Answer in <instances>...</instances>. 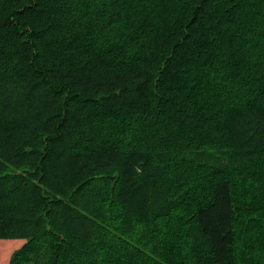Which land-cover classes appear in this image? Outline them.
Returning <instances> with one entry per match:
<instances>
[{"label": "trees", "instance_id": "1", "mask_svg": "<svg viewBox=\"0 0 264 264\" xmlns=\"http://www.w3.org/2000/svg\"><path fill=\"white\" fill-rule=\"evenodd\" d=\"M14 239L6 264H264V0H0Z\"/></svg>", "mask_w": 264, "mask_h": 264}, {"label": "rangeland", "instance_id": "2", "mask_svg": "<svg viewBox=\"0 0 264 264\" xmlns=\"http://www.w3.org/2000/svg\"><path fill=\"white\" fill-rule=\"evenodd\" d=\"M22 243L20 239L0 241V264H6L14 249Z\"/></svg>", "mask_w": 264, "mask_h": 264}, {"label": "snow or ice", "instance_id": "3", "mask_svg": "<svg viewBox=\"0 0 264 264\" xmlns=\"http://www.w3.org/2000/svg\"><path fill=\"white\" fill-rule=\"evenodd\" d=\"M209 211H212L211 209Z\"/></svg>", "mask_w": 264, "mask_h": 264}]
</instances>
